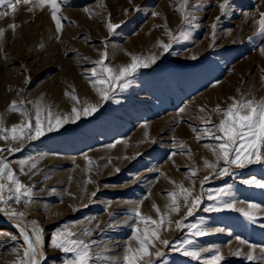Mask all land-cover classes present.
<instances>
[{"label": "rangeland", "instance_id": "1", "mask_svg": "<svg viewBox=\"0 0 264 264\" xmlns=\"http://www.w3.org/2000/svg\"><path fill=\"white\" fill-rule=\"evenodd\" d=\"M9 3L15 8L9 9ZM218 3L219 0H189V8L202 5L193 13V25L183 26L189 39L181 38L161 55L163 50L155 45L157 41L168 43L169 37L163 27L157 26L166 23L173 34L178 33L181 16L174 9L180 0H69L58 13L63 18L59 33L47 6L0 0V13H7L0 15L3 126L10 129L27 122L20 112L7 111L12 101L27 111L33 124V105L37 101L42 109L50 106L52 113L60 116L70 114L73 106L81 108L84 102L101 105L92 115L81 116L75 123L70 121L38 139H0V149H4L0 160L33 190L27 204L25 198L20 203H0L7 212L23 214L9 217L0 212V264H16L23 256L25 245L20 232L29 225L26 231L30 235L33 221L43 230L42 251L47 259L42 264H63L65 259L63 253L50 247L54 232L82 233L85 229L90 235L73 238L96 242L91 244L90 264H123L125 248L137 246L131 239L132 228L144 227L137 224L134 216L129 218L132 209L138 206L143 215L158 220L152 205L155 203L161 212L166 210V193L176 190L169 181L193 188L195 195L201 192L200 182L205 176L209 179L203 184L200 206L191 216L186 215L185 207L178 213H169L173 223L161 228L160 237L170 243L165 246L156 242L150 251L162 255L145 257V261L206 264L210 253L202 252L201 259L195 260L183 255L184 249L176 250L181 241L188 239L194 241L185 245L189 250L218 247L225 257L221 264H264L260 253L264 247V189L241 183L251 177L264 179V164L233 168L235 175L231 176H215L204 167L205 159L215 162V158L203 145L217 142L208 138L198 142L189 127H211L198 119L209 115L212 124L218 125L222 115L211 110L217 105L227 108L232 103L230 98L264 99V54L260 51L264 37L253 36V21L259 18V12H264V0H230L226 15H221ZM85 8L98 15L90 17ZM153 12L159 15L153 16ZM244 13L253 15L245 17ZM109 22L120 25L111 34L106 27ZM214 22L217 28L213 40ZM10 24L16 25L14 30L8 27ZM104 51L109 67L130 63L129 54L142 59L154 55L157 59L128 77L131 84L124 91L113 89V98L102 102L85 76L91 78L87 70L96 66L92 62L99 60ZM73 94L81 104L71 100ZM181 108H185L184 113H179ZM46 114L42 112V119ZM174 140L183 142L191 155L177 154L169 160ZM8 147L18 151L10 153ZM21 160L27 161L23 172ZM33 162L36 167L30 168ZM192 168L197 169V174L189 179ZM3 182L8 183L7 179ZM228 185L233 196L224 199L235 200L236 208L259 205L253 209L254 223L230 209L204 212L209 204H215L207 199L208 191ZM178 220L182 221L181 228L176 227ZM201 221L207 234L195 236L189 226ZM217 228L223 231H214ZM237 236L247 243L240 244ZM249 244L257 247L249 249ZM237 249L240 255H232ZM249 251L255 260L246 259ZM97 255L107 259L97 260Z\"/></svg>", "mask_w": 264, "mask_h": 264}, {"label": "snow or ice", "instance_id": "2", "mask_svg": "<svg viewBox=\"0 0 264 264\" xmlns=\"http://www.w3.org/2000/svg\"><path fill=\"white\" fill-rule=\"evenodd\" d=\"M20 0H17L19 3ZM69 0H23L24 4L32 3L35 7H45L47 6L50 10V15L52 20L56 24V31L59 33L62 29L61 20L63 19L58 15L61 6L67 5ZM175 2V0H173ZM189 0H180L178 7L174 9L175 12L179 13L181 16V28L178 29L177 34H173L167 27L165 23L162 26L165 33L169 37L168 43L162 41H157L155 47L161 48L163 53L168 52L173 43L178 42L181 38L184 40L189 39V33L184 29L185 25H193L196 17L193 15L195 11L201 9V4H194L191 8L188 7ZM9 9H14L15 5L9 3ZM103 8V5H99ZM218 8L221 15H226L230 11V0H219ZM29 11L32 10L30 7ZM84 11L89 14L90 17L98 15V13L90 12L89 9L85 8ZM127 11V10H125ZM0 15H7V13H0ZM153 16L159 15V13L153 12ZM245 17L253 15L250 13H244ZM259 18L254 19V24L256 26L253 36L264 37V12L258 13ZM216 22L220 20V16L215 18ZM214 22L211 25L212 37L215 38V31L217 28V23ZM11 29H15L16 25L10 24L8 26ZM109 34L113 33L117 28L120 27L119 24H106ZM3 35V30H0V36ZM59 39V36L56 37ZM252 39L251 37L249 38ZM210 47L212 45H209ZM261 53L264 54V48L260 49ZM130 55V63L109 67L106 65L105 61L108 58L107 52L100 53V59L93 61L92 63L96 65L87 70L91 73V78L87 75L86 79L89 80L91 87L97 93L100 101H107L112 99L113 96L111 93L113 89L118 88L120 91H124L130 84L131 81L128 77L132 76L140 68L148 67L149 63H155L157 57L151 55L147 58L142 59L136 55ZM192 59H196L195 56ZM94 78V79H92ZM264 79V77H262ZM27 82V81H26ZM74 91V90H73ZM65 96H69V93L65 92ZM76 104H81L79 97L76 95L70 96ZM232 99V103L227 108H220L217 105L214 109L211 110L213 114H221L222 119L219 124H212L211 116H201L198 117L201 123L204 125H211V127L197 128L189 125L191 130L196 133V140L199 142L202 139L208 138L215 140L217 143L204 144L203 147L208 149L213 157L215 162H210L204 160V167L211 169L212 174L215 176H231L235 175L232 171L233 168L244 169L247 165L251 164H264V99L259 101L247 100L243 96L240 100ZM21 104L23 101L20 102ZM101 105L99 104H88L84 102L81 108L73 106L70 114H65L63 116L54 115L48 106L47 109H42L40 107L39 101H37L33 107L35 109V122L32 123V119L29 117L27 111L22 110L18 106L16 101H12L8 106L7 111L10 112H20L24 116L27 122L22 121L20 124H14L10 129H7L3 126V117L0 116V139L7 141L9 137L13 142L23 140L25 138L32 140L38 139L46 134V132H51L59 130L63 127L64 124L68 122L75 123L80 119L81 116H90L96 111ZM47 111V114L42 119V112ZM199 111L204 112V108H200ZM185 108L179 109V113H184ZM182 121H177L180 123ZM5 133H8L7 135ZM147 135V134H146ZM154 143V141H153ZM114 145H109L113 147ZM187 146L183 142L173 141V151L169 154V160L173 156L180 155H191L190 149H187ZM8 152L18 151V149H13L8 147L6 149ZM4 149H0V152ZM29 160L32 158L29 157ZM222 162V163H221ZM27 163L26 160L19 161L21 165V171L23 172V165ZM91 163V161H89ZM36 162H33L30 165V168H35ZM119 171V169H117ZM197 169L192 168L189 170L188 178L196 176ZM7 179L8 183L5 184L3 181ZM209 179L208 176H205L201 180V192L194 195V189L191 187H184L183 184H176L175 181H169L175 186L176 190L166 193V196L169 200V203L165 205V211L161 212L160 208L153 203L152 208L156 212L159 219H153L150 216H145L140 211V208L137 206L132 209V216L137 222V224H143L144 227L132 228L131 239L135 241L136 247L131 245L125 248V254L123 255V264H148L145 261V257H150L152 255L161 256L162 253L157 251L152 253L151 248H154L156 242L162 243L163 245H169L168 240H162L160 237V230L165 225L173 223L170 220L169 213H178L181 207L187 209V216L193 215V212L196 208L200 206L202 195H203V184ZM241 183L249 186H254L256 188L264 189V179H257L256 177H251L249 179L241 180ZM8 193L5 196V193ZM33 194L32 188L25 186L17 178L16 174L9 169L8 164L0 160V203L7 204L9 201L15 200L16 203H20L22 198L24 203L27 204L31 202V197ZM95 193H93V196ZM232 197L233 193L231 191V185H228L223 188H218L214 190H209L207 193V199L209 201H215V204H209L205 207L204 212H213L221 211L225 209H230L238 211L246 219L251 222H255V216L253 209H258L259 205L249 204L247 209L236 208L235 200H225L224 197ZM147 198V197H145ZM182 202V203H181ZM0 212H4L5 215L9 217H20L23 214L17 212H7L6 209L0 208ZM36 222H31V234L29 235L26 229L29 225H25L24 229L21 230L20 235L24 241V252L23 256L16 261V264H42L43 261L47 259L46 254L42 251L43 243V230L35 226ZM176 227L181 228L183 226L182 221H175ZM19 226V225H18ZM190 229L195 231L192 233L195 236H203L207 234V229L203 227V221L200 224H192L189 226ZM214 231L220 232L223 229H215ZM77 235H90V233L85 229L82 233H72V232H54L51 236L50 247L59 250L65 255L63 264H90L92 261L91 253V244L96 243L92 241L86 243L81 239H74L73 237ZM237 241L240 244H245L247 241L241 239L239 236L236 237ZM194 241L185 239L179 243V248L176 250L184 249L183 255L190 256L195 260L201 259V253H210L206 258V264H221V261L224 260V256L220 253L218 247H203V248H185V245H192ZM249 249H255L257 246L249 244ZM261 256L264 257V247L260 248ZM70 255V258H68ZM232 255L239 256L240 251L237 249ZM97 260L107 259L106 257L96 256ZM248 261H253L256 257L253 255L252 251H249L246 255Z\"/></svg>", "mask_w": 264, "mask_h": 264}, {"label": "bare ground", "instance_id": "3", "mask_svg": "<svg viewBox=\"0 0 264 264\" xmlns=\"http://www.w3.org/2000/svg\"><path fill=\"white\" fill-rule=\"evenodd\" d=\"M5 230V229H4ZM262 259V258H261ZM259 261V260H258Z\"/></svg>", "mask_w": 264, "mask_h": 264}]
</instances>
